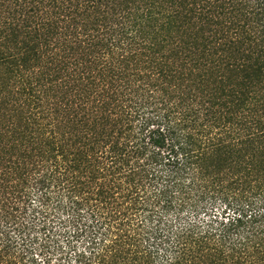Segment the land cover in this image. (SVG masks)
<instances>
[{"label": "trees", "instance_id": "obj_1", "mask_svg": "<svg viewBox=\"0 0 264 264\" xmlns=\"http://www.w3.org/2000/svg\"><path fill=\"white\" fill-rule=\"evenodd\" d=\"M0 264H264V0H0Z\"/></svg>", "mask_w": 264, "mask_h": 264}]
</instances>
